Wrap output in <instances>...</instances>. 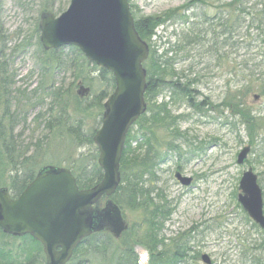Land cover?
Returning <instances> with one entry per match:
<instances>
[{
  "label": "rangeland",
  "instance_id": "obj_1",
  "mask_svg": "<svg viewBox=\"0 0 264 264\" xmlns=\"http://www.w3.org/2000/svg\"><path fill=\"white\" fill-rule=\"evenodd\" d=\"M256 2H248L245 6L252 7ZM70 3L71 0H0V124L7 126L3 122L6 112L18 116L20 122L16 135L20 137L19 143L22 142L24 150L29 149L30 155L36 153L39 156L40 167H66L58 162L68 156L76 158L81 153L87 154L89 149L72 146L66 138H53L47 132L45 119L36 120L39 113L47 118L50 102L36 106L35 96L40 95H32V91L45 82L42 62L57 57L44 53L37 27L43 16L60 17ZM191 3L192 8L184 12V7ZM230 3L231 0L130 2L134 18L163 17L168 13L176 16L167 20L166 27L157 30L152 47L159 55L173 47L175 53L167 57H175L176 72L187 79L182 81L199 80L197 85L190 87L191 103L171 99L170 91H164L156 98L157 104H171L172 115L179 117L181 138L173 142L178 145V151L167 154L165 146L171 137L162 131L157 132L156 139L161 143L165 162L158 168V180L152 189L163 193L172 211L162 238L166 244L176 240L187 244L191 249L187 264H205L202 255H208L212 264H264V231L248 217L238 201L240 181L249 169L258 176L264 194V124L256 134L254 144H249L246 127L240 122L239 115H233L222 105L226 96L242 93L244 106L264 122V25L258 29L252 24L253 17L260 22L264 19L255 16L254 10L247 11L252 12V16L242 15L243 28L229 39L226 49L219 51L224 57L219 59L211 45L209 47L215 36L208 31L210 26L203 23V19L220 17L221 7ZM225 15L231 23L232 12L227 10ZM192 24L201 35L190 36L189 40L193 38L196 43L183 50L182 41L190 34ZM206 31L207 35L203 33ZM69 56L66 48L61 59L67 62L73 58ZM65 66L54 76H49L56 89H67L72 80V73ZM6 85L9 86L6 88ZM80 86H83L81 81H77L73 90L75 94L80 91ZM239 90L241 92H237ZM201 103H210L211 106L209 109L191 107ZM100 120L101 117L96 115L86 120L84 131L92 132ZM138 129L135 125L131 131ZM4 137L8 141L7 136ZM3 144L0 141V148ZM39 144H44L43 151L37 148ZM136 146L134 143L133 148ZM245 147H250L251 151L245 163L239 165L238 155ZM177 172L191 178V186H182L175 178ZM106 201L107 198L102 199L100 209L105 207ZM122 211L129 230L120 239L112 235L110 254L128 250L131 244H135L129 232L132 226L135 227L139 215ZM6 242L9 246L21 244L10 239ZM135 251L139 257L145 252L139 244ZM139 263L142 264L141 259Z\"/></svg>",
  "mask_w": 264,
  "mask_h": 264
},
{
  "label": "trees",
  "instance_id": "obj_2",
  "mask_svg": "<svg viewBox=\"0 0 264 264\" xmlns=\"http://www.w3.org/2000/svg\"><path fill=\"white\" fill-rule=\"evenodd\" d=\"M252 1L257 2L252 7L245 6L246 3ZM191 8L192 3L186 5L183 11L187 12ZM221 10L220 17H204L203 19V23L210 26L208 31L215 36V40L210 42L209 47L211 45L219 59L224 58L219 51L226 49L229 39H233L237 31L243 28L245 21H241L242 15L252 16V12L247 13V11L254 10L255 16L264 19V0H231V3L221 7ZM227 10L232 12L231 23L225 19ZM173 17L176 16L168 13L163 17L134 18L140 37L150 46V56L144 64L148 72V89L145 95L148 110L135 124L139 129L136 132L130 131L128 134L121 160L122 183L111 200L122 210H129L139 215L135 227L132 226L129 232L135 244H131L128 250L113 251L110 254L111 243H113L112 235L109 232L95 234L82 241L69 264H137L134 251L137 244L149 250L151 255L149 264H187L191 258V249L185 242L176 240L166 244V240L162 238L165 223L172 211L163 193H156L155 189H152L158 180V168L165 162L161 143L156 139L157 132L162 131L171 137V141L165 146L167 154L178 151V145L173 142L181 138L178 128L179 117L172 115L171 104L165 102L157 104L156 98L164 91H170L171 99L175 101L184 99L191 103L193 98L190 87L199 83L198 79L182 81L187 79L176 72L175 61H173L175 57H167L168 54L175 53L173 47L168 48L161 55L152 47L157 30L160 27H166L167 20L171 21ZM252 24L259 29L261 25H264V21H257V18L253 17ZM194 26L192 24L190 34L182 41L183 50H186L187 45L196 43L193 38L189 40L190 36L196 38L201 35L198 33L200 30ZM37 29L39 31V27ZM203 33L207 35V31ZM65 49L44 52L46 55L51 54L57 57H51L52 59L42 62L45 82L32 91V95H40L35 96L36 106L44 105L46 101L50 102L47 118L39 113L36 120L45 119L47 132L53 138H66L72 146L89 148L87 154L81 153L76 158L68 156L64 161L58 162L59 165H67L66 168L72 171L79 189L85 190L98 185L104 176L98 163L99 155L93 138L102 123L104 104L113 93L116 83L110 72L87 61L77 47L68 48L69 57H73L71 60L67 62L66 59L62 60L61 56ZM76 58L77 62H75ZM64 65L72 73V80L67 89H62V87L56 89L54 82H50L49 76H54L55 72L63 69ZM77 81H81L83 86L88 87L92 95L82 99L75 94L73 90ZM8 86L6 85V88ZM242 97V93L228 95L222 105L230 109L233 115H239L240 122L246 127L249 144L253 145L256 134L264 122L254 117L252 110L244 106ZM29 100L27 98V101ZM202 106L209 109L211 104L191 105L198 109ZM94 115L101 117V120L97 122V127L92 132L84 131L86 120L88 121ZM4 121L6 127L0 124V141L4 143L0 148L1 186L7 188L13 198H17L35 179L42 164L37 161L39 156L36 153L30 155L29 149L24 150L22 142L19 143L20 137L16 135L20 122L18 116L6 112ZM4 136H7L8 141ZM134 143L137 144L136 148H133ZM43 146L44 144H39L37 148L43 151ZM7 239L13 242L20 241L21 244L9 246ZM45 263L43 246L38 241L31 236L14 238L3 234L0 230V264Z\"/></svg>",
  "mask_w": 264,
  "mask_h": 264
},
{
  "label": "water",
  "instance_id": "obj_3",
  "mask_svg": "<svg viewBox=\"0 0 264 264\" xmlns=\"http://www.w3.org/2000/svg\"><path fill=\"white\" fill-rule=\"evenodd\" d=\"M46 51L77 47L86 59L110 72L115 90L104 104L101 128L93 141L98 148L102 181L80 190L72 171L45 166L16 199L0 186V230L15 238L31 236L44 250L46 264H69L83 240L103 232L120 239L129 224L119 205L111 200L122 183L121 160L127 135L148 109L145 94L148 72L144 64L150 47L139 35L129 0H71L60 17L47 15L39 25ZM90 89L80 87L85 97ZM251 151L245 147L237 163ZM184 187L192 179L175 175ZM238 201L250 219L264 231V195L252 169L240 181ZM107 198L105 207L99 205ZM205 264H212L202 255Z\"/></svg>",
  "mask_w": 264,
  "mask_h": 264
},
{
  "label": "flooded vegetation",
  "instance_id": "obj_4",
  "mask_svg": "<svg viewBox=\"0 0 264 264\" xmlns=\"http://www.w3.org/2000/svg\"><path fill=\"white\" fill-rule=\"evenodd\" d=\"M41 33V32H40Z\"/></svg>",
  "mask_w": 264,
  "mask_h": 264
}]
</instances>
